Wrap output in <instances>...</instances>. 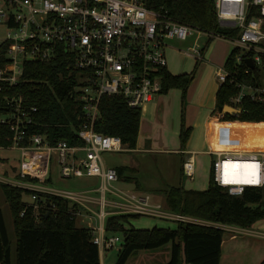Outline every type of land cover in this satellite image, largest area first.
<instances>
[{"label": "built area", "instance_id": "obj_1", "mask_svg": "<svg viewBox=\"0 0 264 264\" xmlns=\"http://www.w3.org/2000/svg\"><path fill=\"white\" fill-rule=\"evenodd\" d=\"M251 6L258 7V14L248 20ZM216 10L221 26L240 29V38L234 40L236 48L252 52L254 64L264 68V0H216ZM0 25L6 29V37L0 38V55L2 46L7 45V62L0 67V93H8L0 125L13 137L11 145L0 146L1 183L29 191L27 206L33 207L36 214L43 205L41 194L68 201L74 206L76 222L78 216L89 220L93 242L102 256L121 242L117 236L106 235L104 224L110 216L139 215L218 226L174 213L153 203L149 196L117 188L119 173L105 166L104 153L131 150L120 137L97 133L95 123L100 118L99 105L104 96L120 97L142 111L163 93L162 73L168 71L169 42L193 40L191 48L180 52L201 64L206 61L209 40L227 37L180 23L168 11L148 8L144 0H0ZM56 59L68 61V69L79 73L74 94L81 108V145L67 141L51 145L47 134L32 132L38 126L35 117L39 108L22 95L9 94L23 81L26 62L48 63ZM238 60L241 62L242 57ZM216 74L220 87L230 80L240 89L229 105L239 110L236 115L242 112L240 106L246 96L264 100V86L242 84L225 66L217 68ZM219 115L223 118L225 114ZM4 152L18 153V165L10 163ZM180 153L184 175L194 180L195 154L187 150ZM216 155L214 182L230 195L241 196L247 187H264L263 153ZM54 159L63 181L99 179L100 185L93 191L98 197L90 191L54 190L46 185L52 180ZM230 160L255 162L258 185L225 180L224 164ZM90 205H96L98 211Z\"/></svg>", "mask_w": 264, "mask_h": 264}, {"label": "trees", "instance_id": "obj_2", "mask_svg": "<svg viewBox=\"0 0 264 264\" xmlns=\"http://www.w3.org/2000/svg\"><path fill=\"white\" fill-rule=\"evenodd\" d=\"M153 10L168 11L176 21L202 29L215 36L231 40L240 38L239 28L221 26L217 16L216 0H144ZM258 14V7L251 6L248 20ZM215 38L209 40L210 45ZM3 45L0 67L7 62ZM242 57L239 62L238 58ZM252 52L239 48L233 50L225 64L230 75L252 87L262 86V73L257 65L247 66L246 59ZM200 63H197V66ZM69 62L56 59L48 63L26 62L23 81L10 91V95H22L39 108L37 127L32 132L48 135L51 145L67 141L81 145L78 133L82 126L80 102L76 100L74 87L78 72L68 69ZM249 71V72H247ZM194 72L173 75L162 73L163 93L172 88L183 92V102L194 78ZM240 89L230 80L217 93L215 112L222 113L230 105V99ZM0 93V116L6 111L4 97ZM100 118L95 123L97 133L118 136L129 150L137 147L142 111L130 107L122 98L104 96L100 101ZM239 115L225 114L219 121L221 128H233L244 134L259 137L264 146V100L246 96ZM192 129L185 124L182 114L181 147L186 150ZM12 133L0 125V146L12 144ZM120 179L129 168H118ZM184 175L183 170H181ZM51 183V180H48ZM10 206L16 243L12 246L3 210L0 206V264H102L98 245L93 242L90 228L77 227L72 210L74 206L60 197L41 194L42 207L38 214L27 206L29 191L1 184ZM166 205L174 213L225 226L250 229L264 219V187H247L241 196H232L219 187L211 171L210 185L205 191L186 190L183 185L169 187L165 192ZM24 213V215H22ZM139 215L110 216L105 224L106 235H122V244L115 264H127L138 251L155 250L171 244V259L167 264H220L225 230L213 226L176 222L177 227L142 229L129 224ZM14 251V256H13ZM260 264H264V261Z\"/></svg>", "mask_w": 264, "mask_h": 264}, {"label": "crops", "instance_id": "obj_3", "mask_svg": "<svg viewBox=\"0 0 264 264\" xmlns=\"http://www.w3.org/2000/svg\"><path fill=\"white\" fill-rule=\"evenodd\" d=\"M216 39L213 41L215 42ZM214 44V43H213ZM211 49V50H210ZM236 49L234 40L219 38V41L216 42L215 46H209V49L206 53V60L204 63H201L197 66V69L194 71V78L189 86V89L186 94L185 101L181 103L182 114H185V124L187 128L192 129V134L187 143L186 150L190 153L195 154V162L201 164L199 161V155H211L216 156L218 153H248L253 152L249 148H244L241 145H237L233 140L235 146L231 147L233 150L218 149L216 151H201L199 153L194 150V141L196 138H199L202 130L205 129L206 133L211 132V138L213 139V132H218L221 134L223 131H228L229 133H234L238 137L248 138L253 137V135L240 133L233 128H221L219 121L222 117L218 112H215L217 93L220 89V84L216 74L217 68L224 67L229 56ZM212 51V52H210ZM197 64V62H196ZM169 71V70H168ZM170 72V71H169ZM171 73V72H170ZM184 74H190L189 72L183 71ZM172 74V73H171ZM174 75V74H173ZM178 75V74H177ZM176 75V76H177ZM181 75V74H180ZM183 75V74H182ZM262 86H264V75L262 74ZM164 93L160 94L157 99L144 107L142 109L141 117V126L137 141L136 149L130 152L142 153L144 155L150 156L149 154H154L157 156L170 155L168 153L174 152L180 154L182 151L181 147V125H182V114H175L173 117L168 118L166 116V108L168 106L167 97L163 96ZM233 130V131H232ZM222 140L221 137H219ZM231 139V136H230ZM193 146V147H192ZM224 148V145H221ZM240 149V150H239ZM127 153V152H125ZM256 153V152H254ZM122 154V153H121ZM181 168L183 163V156L181 157ZM215 158V159H216ZM213 159V161L215 160ZM127 161L125 164H114L106 165L107 168H129L131 171H127L124 174V178L116 184V187L122 190H128L132 192H137L139 194L149 196L153 203H159L166 205L165 191L169 188L155 187L154 192L150 193L144 191L141 187L140 181L137 179L136 172L139 171V168L144 165L152 166L153 163L149 161ZM163 163V162H162ZM162 163H159L164 169L166 166ZM205 164V166H204ZM208 160H203V166L199 169L201 174H205V168L207 167ZM91 183H86L82 186H79L77 191H90L93 197H98L97 194H94L99 185L100 180L94 179ZM86 182V181H85ZM176 186V185H175ZM165 203H164V202ZM96 206V205H95ZM90 207H92L90 205ZM97 207V206H96ZM93 208V207H92ZM220 226L221 224H217ZM105 226V224H104ZM225 232L224 240L222 243V253L220 264H248L245 259L240 258V252H243L242 255H245V258L253 256L256 258L253 262L249 264H260L264 261V219L257 222L250 229H242L235 226H225L221 225ZM220 226V227H221ZM79 228H91V224H77ZM226 228V229H225ZM245 241H251L252 245H244ZM102 262V255H101Z\"/></svg>", "mask_w": 264, "mask_h": 264}, {"label": "rangeland", "instance_id": "obj_4", "mask_svg": "<svg viewBox=\"0 0 264 264\" xmlns=\"http://www.w3.org/2000/svg\"><path fill=\"white\" fill-rule=\"evenodd\" d=\"M5 37H6V29L4 28L3 25H0V38L2 39ZM218 41L219 39H216L215 42H212L210 44L212 49L215 46L216 42ZM201 43H205V41L201 40ZM169 44H170V48L167 50L168 70L174 75L177 74L182 75L184 74L183 71L193 73L197 69V64H196L197 61L191 57H188L186 54L180 52V50L187 51L188 48H191L193 46V40H189L187 42L171 41L169 42ZM206 60H208V58H206ZM260 69H261V73L264 75V68H260ZM163 96L164 97L166 96L168 99V106L166 108V116L168 118L173 117L175 114L178 115L180 113L182 114V110H181V103L183 101L182 90L177 88H172L169 91L165 92ZM143 111H144L143 113H145V109ZM206 132L205 129H203L200 137L195 139L194 147L192 146L194 150L198 151L199 153H203L204 151H216L218 149H225V150L230 149L234 151V149L231 147L235 146L234 144L235 142L237 145H241L244 148H249V150H252L253 152L264 154V146L260 145L259 137L257 135L250 134L253 135V137L242 138L240 136L238 137L234 133H229L228 131H223L221 134H219L216 131L213 132V139H212L211 138L212 131L210 132V134ZM219 137H221L222 140H220ZM222 144L224 145V148H222L221 146ZM168 154L170 155L157 156L154 154H149L150 156H147L142 153H136L130 151H128L127 153L124 152L122 154L109 152V153H104L103 158L106 165H114V164L116 165L118 163L125 164L127 161L129 162L131 160L137 161L139 163H142L141 161L143 160L145 162L147 161V163L149 164V161H151L153 163V169L152 166L144 165L139 168L138 172H136L137 179L140 181V184H142L141 185L142 189L150 193L154 192L155 187H161V186L165 188H169L175 185L176 186L183 185L186 190H194V191H205L209 188L211 171L214 164L213 159H215L216 156H212V154L211 155L200 154L199 161L201 164H197L196 161L195 177L194 180H191L185 175H182V172L180 170L182 156L174 152H170ZM3 155L10 157L9 158L10 163L18 165L20 158L18 153L4 152ZM204 159L208 160V164H206L207 167L205 168L204 171L205 174L202 175L199 169L203 166ZM159 163L164 164L166 168L164 169V167H162ZM51 170H52V180L50 184H46V185L48 186L50 185L49 187L54 190L77 191L79 190L78 188L79 186L95 181L94 179H90V178L82 179V180H71V181L61 180L58 173V165L55 159L52 161ZM1 184L2 183L0 182V206L4 213L6 225L13 246L15 245L17 240L14 229V223H13L11 209L1 189ZM26 200L30 201L29 195L26 197ZM91 206L93 207V209H96V211H98V207H96L95 205H91ZM164 206L168 208L167 205ZM88 214L92 215L91 213ZM76 223L88 224L89 220L86 219V217L84 216H78ZM129 224H131L133 227L142 228V229H152L154 227L175 229L177 227V223L175 221L149 217V216L132 217L129 220ZM213 227L219 228L218 226H213ZM223 228L220 227V229ZM226 233L228 232L226 231L225 234ZM117 237L121 240V242H119L111 250L104 253V255L102 256V264H115L122 244V235H117ZM244 245H252V242L245 241L243 243V246ZM242 254L243 252H240L241 255L240 258L245 259V261L248 264L255 263L253 261L256 258H253V256H249L248 258H245L246 254L245 255ZM13 256H14V251H13ZM170 259H171V244H168L162 248L155 250L135 252L131 256L127 264H167L170 261Z\"/></svg>", "mask_w": 264, "mask_h": 264}, {"label": "bare ground", "instance_id": "obj_5", "mask_svg": "<svg viewBox=\"0 0 264 264\" xmlns=\"http://www.w3.org/2000/svg\"><path fill=\"white\" fill-rule=\"evenodd\" d=\"M256 166L255 162L230 160L224 164L225 180L246 185H258L260 178L258 177Z\"/></svg>", "mask_w": 264, "mask_h": 264}, {"label": "water", "instance_id": "obj_6", "mask_svg": "<svg viewBox=\"0 0 264 264\" xmlns=\"http://www.w3.org/2000/svg\"><path fill=\"white\" fill-rule=\"evenodd\" d=\"M246 63H247V66L250 68H254V66H255L252 58L246 59ZM223 113L224 114H237V113H239V110H237L231 106H227V107H225Z\"/></svg>", "mask_w": 264, "mask_h": 264}]
</instances>
